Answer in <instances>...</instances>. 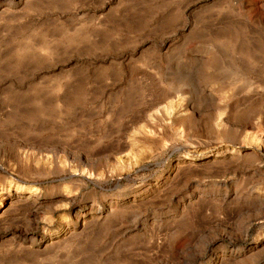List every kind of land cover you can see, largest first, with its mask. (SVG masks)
Masks as SVG:
<instances>
[{
    "label": "rangeland",
    "instance_id": "rangeland-1",
    "mask_svg": "<svg viewBox=\"0 0 264 264\" xmlns=\"http://www.w3.org/2000/svg\"><path fill=\"white\" fill-rule=\"evenodd\" d=\"M0 264H264V0H0Z\"/></svg>",
    "mask_w": 264,
    "mask_h": 264
},
{
    "label": "bare ground",
    "instance_id": "bare-ground-1",
    "mask_svg": "<svg viewBox=\"0 0 264 264\" xmlns=\"http://www.w3.org/2000/svg\"><path fill=\"white\" fill-rule=\"evenodd\" d=\"M175 91H176V90H175ZM175 91H174V92H175ZM176 92H177V91H176ZM171 96H172V95H171ZM21 192H22V190H21ZM28 192H29V191H28ZM24 193H25V192H24ZM33 196H34V195H33Z\"/></svg>",
    "mask_w": 264,
    "mask_h": 264
}]
</instances>
